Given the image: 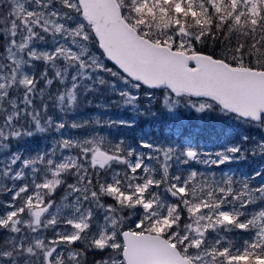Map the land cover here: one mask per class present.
Listing matches in <instances>:
<instances>
[{
	"label": "snow or ice",
	"instance_id": "snow-or-ice-1",
	"mask_svg": "<svg viewBox=\"0 0 264 264\" xmlns=\"http://www.w3.org/2000/svg\"><path fill=\"white\" fill-rule=\"evenodd\" d=\"M0 264H264V0H0Z\"/></svg>",
	"mask_w": 264,
	"mask_h": 264
},
{
	"label": "trees",
	"instance_id": "trees-1",
	"mask_svg": "<svg viewBox=\"0 0 264 264\" xmlns=\"http://www.w3.org/2000/svg\"><path fill=\"white\" fill-rule=\"evenodd\" d=\"M84 111L87 113H94L95 109L92 107H86ZM112 111L115 112L116 110L113 108ZM182 115H184L183 117L185 118V121L183 122H179L177 119L173 122L170 121L167 116L162 115L160 120L154 124L145 122L143 123L142 128L137 127L135 130L124 129L122 130L121 134L127 136L129 138V142H133V138L139 137L146 132L154 133V138L159 137L161 139L168 137L169 134V138L175 140H180L182 138L187 139L190 135V137L193 139L198 138L202 147H206L208 150H214V145L217 143V141H222L223 139L222 136L218 135L221 132H243V129L240 128H225L214 114L203 115L184 111ZM227 123L229 125L232 124L231 121H228ZM112 131L115 132V129ZM251 135L255 136L257 139L259 138L256 131H253ZM251 163L252 162L249 161L247 164H241L238 170L239 173L248 172V164ZM253 167H259V165H253ZM225 170L236 172L237 168L236 165H232L230 168H225Z\"/></svg>",
	"mask_w": 264,
	"mask_h": 264
},
{
	"label": "rangeland",
	"instance_id": "rangeland-1",
	"mask_svg": "<svg viewBox=\"0 0 264 264\" xmlns=\"http://www.w3.org/2000/svg\"><path fill=\"white\" fill-rule=\"evenodd\" d=\"M184 111H187L188 113H190L188 110H185V109H181V115H179L176 119L180 122V121H185V118L183 117L184 115H182L183 114V112ZM165 138V137H164ZM168 138H169V134H168ZM161 139V138H160ZM96 258H99V257H96ZM91 259H93V257L92 256H89V261H91Z\"/></svg>",
	"mask_w": 264,
	"mask_h": 264
}]
</instances>
